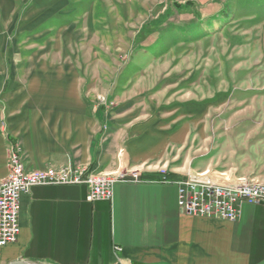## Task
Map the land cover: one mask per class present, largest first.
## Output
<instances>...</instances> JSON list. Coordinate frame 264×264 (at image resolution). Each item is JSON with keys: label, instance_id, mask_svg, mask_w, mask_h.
Segmentation results:
<instances>
[{"label": "rangeland", "instance_id": "rangeland-1", "mask_svg": "<svg viewBox=\"0 0 264 264\" xmlns=\"http://www.w3.org/2000/svg\"><path fill=\"white\" fill-rule=\"evenodd\" d=\"M41 1L15 0L12 43L31 45L16 92L29 93L40 69L50 85L70 77L68 93L95 111L184 128L169 170L263 178L264 0Z\"/></svg>", "mask_w": 264, "mask_h": 264}, {"label": "crops", "instance_id": "crops-1", "mask_svg": "<svg viewBox=\"0 0 264 264\" xmlns=\"http://www.w3.org/2000/svg\"><path fill=\"white\" fill-rule=\"evenodd\" d=\"M54 2L63 0L46 1L45 7ZM16 6L15 0H0V107L3 101L8 106L9 134L22 149L26 169L86 166L104 175L121 169L139 179L116 182L109 201L89 202L85 185L31 188L21 196L18 240L2 249L0 264H264V205L244 203L234 222L180 209L179 186L187 178L180 168L169 170L167 153L180 143L184 128L138 121L142 117L133 119L131 111H95L68 93L70 77L50 85L41 69L27 84L31 93L16 92L25 86L31 54L30 44L12 43ZM28 31L30 25H23L26 42ZM8 159L0 133V179L9 173ZM258 179L264 182V176Z\"/></svg>", "mask_w": 264, "mask_h": 264}, {"label": "built area", "instance_id": "built-area-1", "mask_svg": "<svg viewBox=\"0 0 264 264\" xmlns=\"http://www.w3.org/2000/svg\"><path fill=\"white\" fill-rule=\"evenodd\" d=\"M103 99V98H102ZM104 100V99H103ZM0 133L8 143L7 177L0 179V254L4 247L15 243L21 232V196L33 187L55 185H85L89 202L109 201L113 186L127 176L138 181L139 175L118 174V178H105L104 173L89 171L86 166L49 167L41 171H28L22 162V149L8 132L7 123L0 119ZM230 186L213 185V179H199L180 183L178 205L189 216L236 221L244 203L264 205L263 190H253L256 177L229 176Z\"/></svg>", "mask_w": 264, "mask_h": 264}, {"label": "bare ground", "instance_id": "bare-ground-1", "mask_svg": "<svg viewBox=\"0 0 264 264\" xmlns=\"http://www.w3.org/2000/svg\"><path fill=\"white\" fill-rule=\"evenodd\" d=\"M122 171L121 169H118V172L114 175H104L105 178H118V174H120ZM215 172V171H214ZM214 172L205 174L204 172L200 174H195L193 176L188 177V182H198L199 179H213V185H217L220 187H227L230 186V179L228 177L230 176L227 173H218L213 174ZM258 179L253 180V190H263V185L259 184L260 181H257ZM259 182V183H258Z\"/></svg>", "mask_w": 264, "mask_h": 264}, {"label": "water", "instance_id": "water-1", "mask_svg": "<svg viewBox=\"0 0 264 264\" xmlns=\"http://www.w3.org/2000/svg\"><path fill=\"white\" fill-rule=\"evenodd\" d=\"M11 264H38V263H33V262H27V261L20 260V261L13 262Z\"/></svg>", "mask_w": 264, "mask_h": 264}]
</instances>
